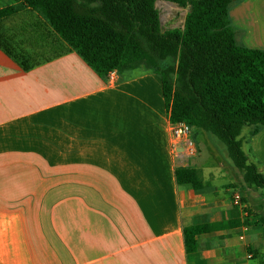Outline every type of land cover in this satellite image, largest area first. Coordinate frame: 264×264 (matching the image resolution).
<instances>
[{
    "label": "crops",
    "instance_id": "1",
    "mask_svg": "<svg viewBox=\"0 0 264 264\" xmlns=\"http://www.w3.org/2000/svg\"><path fill=\"white\" fill-rule=\"evenodd\" d=\"M228 16L238 44L264 50V0H232ZM0 34L28 65L0 49V264H264L261 225L245 236L248 257L231 203L238 193L264 216V193L231 162L199 161L196 135L195 155L172 153L156 74H96L29 10ZM245 127L242 148L264 171V126ZM176 167L202 187L177 184ZM198 224L209 229L188 254L183 227Z\"/></svg>",
    "mask_w": 264,
    "mask_h": 264
},
{
    "label": "trees",
    "instance_id": "2",
    "mask_svg": "<svg viewBox=\"0 0 264 264\" xmlns=\"http://www.w3.org/2000/svg\"><path fill=\"white\" fill-rule=\"evenodd\" d=\"M155 1L15 0L0 8V21L23 10L35 13L98 75L145 64L160 78L168 120L214 135L243 183L264 190V171L250 161L240 136L245 126H253V134L264 126V50L236 42L228 16L232 0H165L189 8L181 28L164 31ZM0 49L28 67L1 34ZM166 59L172 63L161 67ZM174 178L202 187L191 167H176ZM252 222L264 236V216L247 224ZM208 229L183 227L186 253L195 252L196 235Z\"/></svg>",
    "mask_w": 264,
    "mask_h": 264
},
{
    "label": "rangeland",
    "instance_id": "3",
    "mask_svg": "<svg viewBox=\"0 0 264 264\" xmlns=\"http://www.w3.org/2000/svg\"><path fill=\"white\" fill-rule=\"evenodd\" d=\"M155 7L158 10L160 28H161L162 31L167 30L169 28L170 29L171 28H175V27L176 28H181L182 25H183V20H184L185 13L188 11V8H189L188 6L180 7V6L176 5L175 3L168 2V1H165V0H156L155 1ZM12 19H13L14 22H18L21 19V16L20 15L13 16ZM171 63H172L171 59H166V60L161 62V67H165L167 64H171ZM143 69L144 70L145 69L146 70H150V68L145 66V64L140 63L138 66L133 68V70H127V73L129 75H136V74L141 73ZM168 122H169V136H170V139H171L170 124L173 123V122H171L169 120H168ZM247 130H248L247 127H245L244 130H243V133H245ZM192 134H193V136L196 135L195 138H196V143H197V148H198L199 161L201 160L204 163V165L210 167L211 164H214V162H216L217 158H220V160H222V161L231 162L229 157H228V155H227V152H226V149H225V145L219 139H217L214 135L208 134V133H206L204 135L202 133L201 129L190 127V131L188 133V137L193 142H194V139L192 137ZM247 137H250V136L247 135L246 138ZM243 147H244V149L247 148V147H250V141H246L245 140L243 142ZM245 150L248 152V154H251V155L254 154V152L253 151H249V149H245ZM249 158H250V155H249ZM236 173L238 175V173H240V172L238 171ZM220 175L221 176L218 177L217 180H216L217 184H222V183L226 182V180H227V177H225L227 175L226 172L225 173L221 172ZM259 189H261V188H259ZM261 191L264 193L263 189H261ZM241 198H242V196H241ZM245 205H246V203H245ZM247 208H249L251 210V207L247 206ZM252 219H254V217L250 218V220H252Z\"/></svg>",
    "mask_w": 264,
    "mask_h": 264
},
{
    "label": "built area",
    "instance_id": "4",
    "mask_svg": "<svg viewBox=\"0 0 264 264\" xmlns=\"http://www.w3.org/2000/svg\"><path fill=\"white\" fill-rule=\"evenodd\" d=\"M115 71L107 73V78L113 80ZM171 139L170 148L173 154H185V156H192L196 153L194 142L188 137L190 126L185 122L178 121L170 124ZM231 203L237 211V219L239 225L237 227L236 236L241 247L244 249L248 257H251V248L245 239V236L249 230L250 225L247 222L250 219V214L247 206L242 201L241 196L238 193H234L231 198Z\"/></svg>",
    "mask_w": 264,
    "mask_h": 264
}]
</instances>
